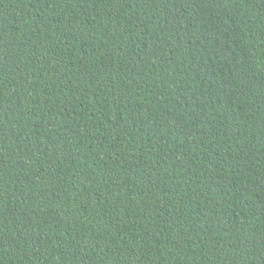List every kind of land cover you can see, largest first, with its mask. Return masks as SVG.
Returning a JSON list of instances; mask_svg holds the SVG:
<instances>
[{"label": "trees", "instance_id": "trees-1", "mask_svg": "<svg viewBox=\"0 0 264 264\" xmlns=\"http://www.w3.org/2000/svg\"><path fill=\"white\" fill-rule=\"evenodd\" d=\"M0 264H264V0H0Z\"/></svg>", "mask_w": 264, "mask_h": 264}]
</instances>
